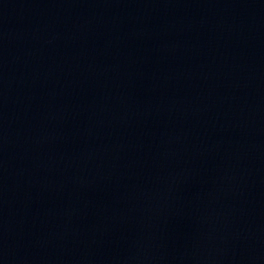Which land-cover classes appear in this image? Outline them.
Here are the masks:
<instances>
[{"label":"water","instance_id":"95a60500","mask_svg":"<svg viewBox=\"0 0 264 264\" xmlns=\"http://www.w3.org/2000/svg\"><path fill=\"white\" fill-rule=\"evenodd\" d=\"M0 264H264V0H0Z\"/></svg>","mask_w":264,"mask_h":264}]
</instances>
